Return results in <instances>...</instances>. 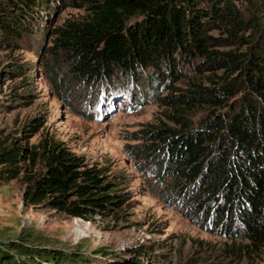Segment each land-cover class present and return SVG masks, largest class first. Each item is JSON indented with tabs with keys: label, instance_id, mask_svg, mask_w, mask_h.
Returning <instances> with one entry per match:
<instances>
[{
	"label": "trees",
	"instance_id": "1",
	"mask_svg": "<svg viewBox=\"0 0 264 264\" xmlns=\"http://www.w3.org/2000/svg\"><path fill=\"white\" fill-rule=\"evenodd\" d=\"M49 1L0 0V44L18 46L36 31ZM237 1L86 0L87 15L58 27L54 43L72 70L92 83L111 81L117 69L129 74L152 66L162 73V62L178 78V55L196 60V72L210 73L208 82L193 81L164 97L177 112L211 106L198 125L175 113L179 126L150 124L143 135L149 142L138 145L145 157L164 154L157 176L183 201L185 217L227 239L246 240L227 244L228 251L259 256L264 254V0H240L244 8ZM213 28L225 35L211 34ZM226 45L233 47L221 48ZM242 45L247 52L239 50ZM225 105L228 109L216 111ZM34 154L15 138L0 146V182L22 173L28 206L91 219L125 203L104 167L90 164L65 140L50 138ZM29 159L39 163L30 172ZM82 256L21 241L0 245V264H71L83 262Z\"/></svg>",
	"mask_w": 264,
	"mask_h": 264
},
{
	"label": "rangeland",
	"instance_id": "2",
	"mask_svg": "<svg viewBox=\"0 0 264 264\" xmlns=\"http://www.w3.org/2000/svg\"><path fill=\"white\" fill-rule=\"evenodd\" d=\"M237 4L244 8L245 1ZM45 12L36 31L30 30L18 46L0 44V146L15 138L31 148L35 157L46 140L63 139L90 164L104 167L123 192L125 203L114 212L95 213L91 219L34 208L24 201L21 173L0 182V245L21 241L84 255L83 262L71 264L264 262V254L227 250V244L237 246L246 240L227 239L185 217L183 201L173 198L170 185L157 176L164 154L145 157L143 144L138 145L149 142L143 135L150 124L179 126L172 114L198 125L211 106L197 104L188 112H177L164 97L185 90L193 81L208 82L210 73L196 72V60L188 62L178 55L182 73L178 78L167 73L165 62H158L162 73L152 66H138L136 73L117 69L111 81L100 78L92 83L72 70L54 43L58 27L87 15L86 0H50ZM210 33L225 35L216 28ZM239 50L247 52L245 45ZM32 164L29 159V172L39 166Z\"/></svg>",
	"mask_w": 264,
	"mask_h": 264
},
{
	"label": "bare ground",
	"instance_id": "3",
	"mask_svg": "<svg viewBox=\"0 0 264 264\" xmlns=\"http://www.w3.org/2000/svg\"><path fill=\"white\" fill-rule=\"evenodd\" d=\"M262 259V258H261ZM261 259H259L258 261H260Z\"/></svg>",
	"mask_w": 264,
	"mask_h": 264
},
{
	"label": "built area",
	"instance_id": "4",
	"mask_svg": "<svg viewBox=\"0 0 264 264\" xmlns=\"http://www.w3.org/2000/svg\"><path fill=\"white\" fill-rule=\"evenodd\" d=\"M261 264H264V262H262Z\"/></svg>",
	"mask_w": 264,
	"mask_h": 264
}]
</instances>
